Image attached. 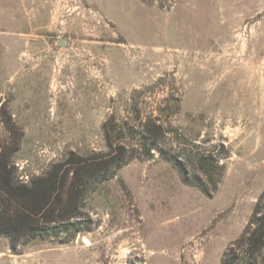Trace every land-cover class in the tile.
<instances>
[{
	"label": "rangeland",
	"instance_id": "obj_1",
	"mask_svg": "<svg viewBox=\"0 0 264 264\" xmlns=\"http://www.w3.org/2000/svg\"><path fill=\"white\" fill-rule=\"evenodd\" d=\"M150 116L158 148L217 158L213 194L153 151L83 193L59 239L0 236V264H220L264 192V0H0V154L20 184Z\"/></svg>",
	"mask_w": 264,
	"mask_h": 264
},
{
	"label": "trees",
	"instance_id": "obj_2",
	"mask_svg": "<svg viewBox=\"0 0 264 264\" xmlns=\"http://www.w3.org/2000/svg\"><path fill=\"white\" fill-rule=\"evenodd\" d=\"M138 129L126 128V133L123 128L109 146V153L54 165L29 185L20 184L10 167L12 161L7 154L1 153L0 236L9 238L12 243L20 238L27 242L59 239L61 234H67L75 227L69 221L80 218L78 209L83 193L112 179L122 166L133 160L153 159V151L175 168L185 185L206 195L216 191L224 168L211 152L196 150L190 163L186 164L158 148V141L168 132L154 118L148 117ZM126 136L137 139V148L117 145ZM69 170L73 172L70 183L67 181ZM80 232L79 227L74 231ZM220 264H264V192L256 202L243 233L224 252Z\"/></svg>",
	"mask_w": 264,
	"mask_h": 264
},
{
	"label": "water",
	"instance_id": "obj_3",
	"mask_svg": "<svg viewBox=\"0 0 264 264\" xmlns=\"http://www.w3.org/2000/svg\"><path fill=\"white\" fill-rule=\"evenodd\" d=\"M60 44H61V45H64L65 43H64V42H61Z\"/></svg>",
	"mask_w": 264,
	"mask_h": 264
}]
</instances>
